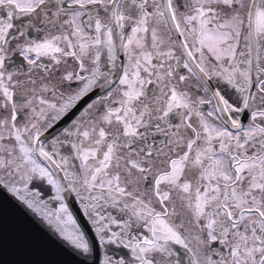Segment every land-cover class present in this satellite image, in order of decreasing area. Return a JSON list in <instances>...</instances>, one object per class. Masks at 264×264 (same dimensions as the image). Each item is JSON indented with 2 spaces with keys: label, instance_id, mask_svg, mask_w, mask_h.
<instances>
[{
  "label": "snow or ice",
  "instance_id": "6c2138e0",
  "mask_svg": "<svg viewBox=\"0 0 264 264\" xmlns=\"http://www.w3.org/2000/svg\"><path fill=\"white\" fill-rule=\"evenodd\" d=\"M187 7L0 0V186L88 255L74 194L99 245L130 256L100 264H264V0ZM13 51L27 80L7 70Z\"/></svg>",
  "mask_w": 264,
  "mask_h": 264
},
{
  "label": "water",
  "instance_id": "95a60500",
  "mask_svg": "<svg viewBox=\"0 0 264 264\" xmlns=\"http://www.w3.org/2000/svg\"><path fill=\"white\" fill-rule=\"evenodd\" d=\"M35 191L47 202L44 211L55 212L59 202L53 199L55 193L51 186L40 183ZM70 206L69 210L93 246L91 254L74 250L59 236L54 224H48L40 214L0 186V264H100L106 253L113 259H130L122 247L107 245L104 250L80 204L72 201ZM113 230L118 229L113 226Z\"/></svg>",
  "mask_w": 264,
  "mask_h": 264
},
{
  "label": "flooded vegetation",
  "instance_id": "af4514ba",
  "mask_svg": "<svg viewBox=\"0 0 264 264\" xmlns=\"http://www.w3.org/2000/svg\"><path fill=\"white\" fill-rule=\"evenodd\" d=\"M176 3H177V6L179 8L180 14L183 15V14L187 13L190 10L189 7H187V6L191 5L193 3V0H176ZM0 14H3V13H0ZM24 19L26 20L27 18H24ZM14 23L17 26H20L21 21H14ZM13 32H15V29H13ZM53 34H55V33H53ZM42 35H43V33H37L35 31H33L31 33L32 38H38V37H40ZM165 38H166V42H170V44H171L172 40H176V39L182 40L183 39L182 37H178V35H176V34H173L171 39H169V37L167 35H165ZM14 44H15V42H13V46H14ZM171 46H172V44H171ZM9 55H10V59L7 61V65H6L7 66V70L14 74V79L18 77L21 80H27L28 76L19 75L20 73H25L27 71V68H28L27 62L24 61L22 56H20L17 52H14V51L10 52ZM121 60H123V53H121ZM44 62L45 63H49V61L46 60V59L44 60ZM30 75L35 77L37 75V73L33 72ZM34 87L38 88L39 86L38 85L34 86L31 83H27L23 87L17 89V96H16L17 101L19 102L22 99V95L21 94L30 95L31 94L30 93V89H32ZM6 115H7L6 111L3 110V109H0V119H4ZM28 119H29L28 115H25L24 113H21L20 114V118H18V125L22 126L25 122H27ZM58 131H59V127L55 131H53L51 133V135H56V133ZM42 139L45 141V143H47L48 140L50 139V135L46 133L45 136L42 137ZM61 152H62L63 155H71L70 150L67 147L62 148ZM71 163L73 165V170H78V166H79V163H80L79 160H76L73 157L72 160H71ZM61 175H62V173H61ZM40 183H45L46 185H48L46 183V181L36 180V181H33L32 185H30V189L32 191H34V189ZM69 201L70 202L75 201L76 203L78 202V204H80L79 201L75 198L74 194L65 193V202L67 204H69Z\"/></svg>",
  "mask_w": 264,
  "mask_h": 264
},
{
  "label": "rangeland",
  "instance_id": "374dc122",
  "mask_svg": "<svg viewBox=\"0 0 264 264\" xmlns=\"http://www.w3.org/2000/svg\"><path fill=\"white\" fill-rule=\"evenodd\" d=\"M170 46H171L170 42H166V38H165L162 48L166 49L167 47H170Z\"/></svg>",
  "mask_w": 264,
  "mask_h": 264
}]
</instances>
